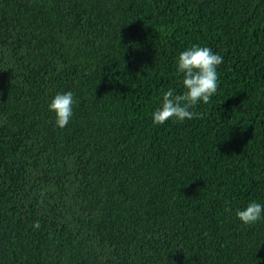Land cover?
Wrapping results in <instances>:
<instances>
[{
  "label": "trees",
  "instance_id": "1",
  "mask_svg": "<svg viewBox=\"0 0 264 264\" xmlns=\"http://www.w3.org/2000/svg\"><path fill=\"white\" fill-rule=\"evenodd\" d=\"M223 56L154 125L180 51ZM75 96L55 125L48 102ZM264 0H0V264H264ZM39 221L40 227L34 228Z\"/></svg>",
  "mask_w": 264,
  "mask_h": 264
},
{
  "label": "clouds",
  "instance_id": "2",
  "mask_svg": "<svg viewBox=\"0 0 264 264\" xmlns=\"http://www.w3.org/2000/svg\"><path fill=\"white\" fill-rule=\"evenodd\" d=\"M223 63V56L211 47L192 44L180 51L175 64L176 73L181 77L182 93L169 88L161 94L159 106L151 113L154 125H163L172 120L183 123L199 118L194 111L198 104H207L218 90V66ZM75 96L71 90L56 92L48 102V111L53 113L55 125L66 127L74 117ZM235 218L246 226L264 220V203L250 200L245 206L234 210ZM39 228V221L34 222Z\"/></svg>",
  "mask_w": 264,
  "mask_h": 264
}]
</instances>
